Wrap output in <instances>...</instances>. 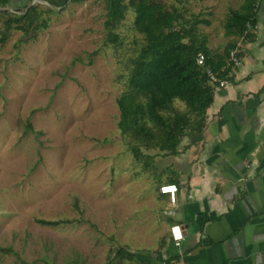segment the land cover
<instances>
[{
    "label": "rangeland",
    "instance_id": "374dc122",
    "mask_svg": "<svg viewBox=\"0 0 264 264\" xmlns=\"http://www.w3.org/2000/svg\"><path fill=\"white\" fill-rule=\"evenodd\" d=\"M158 1L208 19L201 32L215 34L211 43L221 47L227 16L243 4ZM23 4L0 8V29L4 10L21 13ZM30 5L53 11L43 15L47 27L34 37L12 31L0 42V246L17 254L0 255V264H108L118 246L138 254L154 249V182L118 127L117 101L141 38L134 13L114 47L105 43V0ZM37 220L74 222L48 227Z\"/></svg>",
    "mask_w": 264,
    "mask_h": 264
},
{
    "label": "crops",
    "instance_id": "0c3cea01",
    "mask_svg": "<svg viewBox=\"0 0 264 264\" xmlns=\"http://www.w3.org/2000/svg\"><path fill=\"white\" fill-rule=\"evenodd\" d=\"M255 15L259 31L229 84L215 87L202 132H189L177 154L154 153L152 169L143 170L154 182L149 202L159 232L151 264H264V0H256ZM202 33L212 51L223 49L212 45L215 34ZM221 36L224 46L239 39L225 29ZM169 184L178 187L174 206L160 193ZM174 224L184 229L180 248Z\"/></svg>",
    "mask_w": 264,
    "mask_h": 264
},
{
    "label": "trees",
    "instance_id": "16d2710c",
    "mask_svg": "<svg viewBox=\"0 0 264 264\" xmlns=\"http://www.w3.org/2000/svg\"><path fill=\"white\" fill-rule=\"evenodd\" d=\"M24 2L23 12L4 10L0 42L4 43L12 31H20L25 37H34L47 27L45 13L35 0H0V8L9 9L14 3ZM55 5L57 0H38ZM70 1V0H66ZM82 3L86 0H72ZM256 0H243L238 10H231L224 29L228 37H240L248 22H256ZM105 43L117 47L121 36L117 32L129 11L134 13L133 28L141 38L139 46L130 58L128 77L117 103L120 109L118 127L130 140V150L137 161L144 162L145 170L152 169L153 156L144 151L158 150L164 154H177L189 132L200 134L206 124V113L214 101L215 87L210 85L205 67L220 71L224 66L223 55L234 47L229 44L220 52L212 51L209 40L200 26L209 25L199 15L186 17L184 10L167 7L158 0H105ZM222 54L220 55V53ZM205 56V66L197 63L199 55ZM183 105V109L177 106ZM28 130L34 131L28 124ZM144 150V151H143ZM207 219H200L204 223ZM71 220H37L42 226L57 227L72 224ZM141 253V254H140ZM139 254L118 246L114 258L137 264H151L149 252ZM0 255H15L12 247H1Z\"/></svg>",
    "mask_w": 264,
    "mask_h": 264
},
{
    "label": "built area",
    "instance_id": "2783aa9c",
    "mask_svg": "<svg viewBox=\"0 0 264 264\" xmlns=\"http://www.w3.org/2000/svg\"><path fill=\"white\" fill-rule=\"evenodd\" d=\"M259 31V24L256 22H248L244 33L239 37L236 45L229 51L226 67L220 71H213L210 67H205V73L210 85L214 87H225L229 84L236 70L241 66L243 55L247 45L256 37ZM197 63L205 66V56L199 55ZM178 192L176 185H164L160 187V193L169 195L170 203L175 205V195ZM170 236L175 247L180 248L185 238L184 229L181 225L174 224L170 228Z\"/></svg>",
    "mask_w": 264,
    "mask_h": 264
}]
</instances>
